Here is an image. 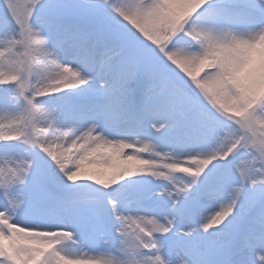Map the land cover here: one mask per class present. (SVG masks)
Here are the masks:
<instances>
[{
    "label": "snow or ice",
    "instance_id": "1",
    "mask_svg": "<svg viewBox=\"0 0 264 264\" xmlns=\"http://www.w3.org/2000/svg\"><path fill=\"white\" fill-rule=\"evenodd\" d=\"M0 264H264V0H0Z\"/></svg>",
    "mask_w": 264,
    "mask_h": 264
}]
</instances>
